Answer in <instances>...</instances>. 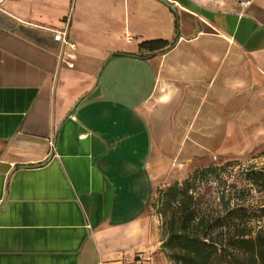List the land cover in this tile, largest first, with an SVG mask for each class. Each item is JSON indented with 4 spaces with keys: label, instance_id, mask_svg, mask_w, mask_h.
Returning a JSON list of instances; mask_svg holds the SVG:
<instances>
[{
    "label": "crops",
    "instance_id": "crops-1",
    "mask_svg": "<svg viewBox=\"0 0 264 264\" xmlns=\"http://www.w3.org/2000/svg\"><path fill=\"white\" fill-rule=\"evenodd\" d=\"M167 1L1 4L0 264H172L158 188L264 149V0Z\"/></svg>",
    "mask_w": 264,
    "mask_h": 264
},
{
    "label": "trees",
    "instance_id": "trees-1",
    "mask_svg": "<svg viewBox=\"0 0 264 264\" xmlns=\"http://www.w3.org/2000/svg\"><path fill=\"white\" fill-rule=\"evenodd\" d=\"M167 45L156 38L142 41L139 48L156 51ZM203 172L196 170L192 176ZM250 178L264 191V168L253 170ZM156 196L162 248L172 264H264V201L253 209L237 203L201 212L190 187L178 183L165 191L158 188ZM254 221L263 223L254 227Z\"/></svg>",
    "mask_w": 264,
    "mask_h": 264
},
{
    "label": "rangeland",
    "instance_id": "rangeland-1",
    "mask_svg": "<svg viewBox=\"0 0 264 264\" xmlns=\"http://www.w3.org/2000/svg\"><path fill=\"white\" fill-rule=\"evenodd\" d=\"M261 168H264V149L240 158L211 155L189 165L185 170L178 168L170 183L162 189L165 191L175 183L179 186L188 185L201 212H218L226 205L232 207L237 203L253 209L264 201V191L250 178L253 170ZM196 170L204 172L194 178L192 175ZM156 197L158 198V195ZM156 197L152 201L155 212L159 208V205L156 207V204H153L157 200ZM262 223L254 221L253 225L258 227Z\"/></svg>",
    "mask_w": 264,
    "mask_h": 264
},
{
    "label": "built area",
    "instance_id": "built-area-1",
    "mask_svg": "<svg viewBox=\"0 0 264 264\" xmlns=\"http://www.w3.org/2000/svg\"><path fill=\"white\" fill-rule=\"evenodd\" d=\"M4 0H0V6L3 3ZM245 3H242V5L244 6ZM66 31H55L54 32V39L57 41H60L63 44H67L71 47V49H74V45L73 44H69L68 40L66 39ZM216 158V156H214Z\"/></svg>",
    "mask_w": 264,
    "mask_h": 264
},
{
    "label": "water",
    "instance_id": "water-1",
    "mask_svg": "<svg viewBox=\"0 0 264 264\" xmlns=\"http://www.w3.org/2000/svg\"><path fill=\"white\" fill-rule=\"evenodd\" d=\"M160 1L166 3V4L169 5L171 8L174 9L173 5H172L171 3H169L167 0H160Z\"/></svg>",
    "mask_w": 264,
    "mask_h": 264
}]
</instances>
